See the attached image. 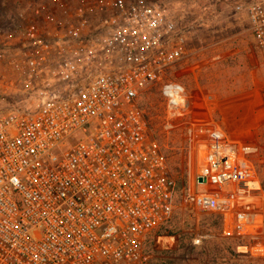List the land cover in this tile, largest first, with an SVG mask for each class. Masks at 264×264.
<instances>
[{
  "label": "built area",
  "instance_id": "obj_1",
  "mask_svg": "<svg viewBox=\"0 0 264 264\" xmlns=\"http://www.w3.org/2000/svg\"><path fill=\"white\" fill-rule=\"evenodd\" d=\"M234 9L264 66V0ZM61 10H38L41 23L25 24L0 67L5 100L22 96L0 107V264H150L148 240L180 203L222 216L226 239L259 236L264 220L252 202L262 185L248 145L208 124L179 201L150 134L141 100L155 83L167 99L165 128L191 106L182 85L164 82L183 58L166 9L93 0ZM186 123L191 137L202 133Z\"/></svg>",
  "mask_w": 264,
  "mask_h": 264
},
{
  "label": "rangeland",
  "instance_id": "obj_2",
  "mask_svg": "<svg viewBox=\"0 0 264 264\" xmlns=\"http://www.w3.org/2000/svg\"><path fill=\"white\" fill-rule=\"evenodd\" d=\"M145 1L161 4L176 23V43L183 58L167 72L164 82L182 85L191 103L188 118H178L174 121L176 126L169 129L165 128L168 104L161 83H155L142 96L150 134L167 158L171 173L180 183L197 174L201 161L199 144L206 138L207 125L216 124L230 139L250 147L264 184V66L246 17L234 9L256 0ZM92 2L0 0L1 69L7 66V53L17 47L18 32L31 20L41 23L38 10L60 16L63 6ZM21 98L17 93L5 100L0 93V107ZM188 121L196 123L202 133L198 131L196 137H191ZM252 203L264 220V186ZM210 215L215 214L192 212L180 203L172 220L158 231L175 234V238H165L167 258L175 264H264V251L260 248L264 247V230L255 239H226L222 234L223 218L214 220ZM184 221L182 230L179 226ZM240 244L247 247L246 254H227ZM254 246L259 249L253 250ZM224 256L227 258L221 259Z\"/></svg>",
  "mask_w": 264,
  "mask_h": 264
},
{
  "label": "trees",
  "instance_id": "obj_3",
  "mask_svg": "<svg viewBox=\"0 0 264 264\" xmlns=\"http://www.w3.org/2000/svg\"><path fill=\"white\" fill-rule=\"evenodd\" d=\"M261 185H262V187L264 186L262 181H261ZM186 186H187V180L186 179L182 180V183L178 182V200L179 201H181V198L184 194ZM209 217L214 218V220L217 218L220 221L222 220V216L217 215V214L210 215ZM185 225H186V223L184 221L181 224V226H179V228H181L182 230H185V227H184ZM174 235H175L174 233L169 235V233L166 234V232H164V233L158 232L149 238L146 249H145V257H146V260L148 261V263H150V264H175L176 263L174 260L167 258V254H165L166 251H169V249L165 248V238L166 237H174L175 238ZM246 248H247L246 246H244L243 244H240L235 249L231 248V250L227 254L231 255L233 253H236L237 257H240V256L246 254ZM226 258L224 256L221 259L224 260Z\"/></svg>",
  "mask_w": 264,
  "mask_h": 264
}]
</instances>
